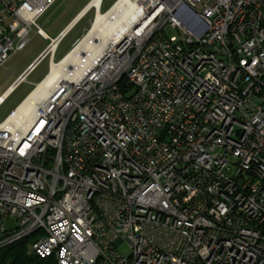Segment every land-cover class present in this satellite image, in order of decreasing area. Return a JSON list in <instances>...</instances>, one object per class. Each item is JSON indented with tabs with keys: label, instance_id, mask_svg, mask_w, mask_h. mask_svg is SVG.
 <instances>
[{
	"label": "built area",
	"instance_id": "2783aa9c",
	"mask_svg": "<svg viewBox=\"0 0 264 264\" xmlns=\"http://www.w3.org/2000/svg\"><path fill=\"white\" fill-rule=\"evenodd\" d=\"M55 2L0 0V67L32 32L47 41L0 96L46 59L0 122V246L32 236L56 264H264V0H129L89 35L98 5L57 61L70 29L37 25Z\"/></svg>",
	"mask_w": 264,
	"mask_h": 264
},
{
	"label": "rangeland",
	"instance_id": "374dc122",
	"mask_svg": "<svg viewBox=\"0 0 264 264\" xmlns=\"http://www.w3.org/2000/svg\"><path fill=\"white\" fill-rule=\"evenodd\" d=\"M114 0H105L102 4V13L108 8L110 3ZM85 0H56L55 4L51 6L49 12H47L40 20H38L39 26L42 28L45 34L49 37H54L62 25L68 21L83 5ZM94 15V11H90L86 18H83L67 35L63 38L58 45V49L54 56V61H57L70 49V45L75 39H77L85 28L88 27L89 19ZM28 44L19 52H16L10 57L9 60L0 68V93L5 90L13 79L19 74L37 54L45 47L47 41L41 39L39 36L31 33ZM47 72V61L42 60L35 69L29 73L26 78V82L20 84L17 89L0 105V122L8 115V113L20 102V99L31 90L33 84L39 82L45 73ZM7 73V74H6ZM7 114V115H6ZM4 221V228L6 230L14 227L15 221L11 218H7ZM120 252L124 255L128 254V250L125 246L120 247Z\"/></svg>",
	"mask_w": 264,
	"mask_h": 264
},
{
	"label": "trees",
	"instance_id": "16d2710c",
	"mask_svg": "<svg viewBox=\"0 0 264 264\" xmlns=\"http://www.w3.org/2000/svg\"><path fill=\"white\" fill-rule=\"evenodd\" d=\"M32 239V236H28L8 245L0 246V264H56L54 259H39L28 252L27 245Z\"/></svg>",
	"mask_w": 264,
	"mask_h": 264
},
{
	"label": "bare ground",
	"instance_id": "6f19581e",
	"mask_svg": "<svg viewBox=\"0 0 264 264\" xmlns=\"http://www.w3.org/2000/svg\"><path fill=\"white\" fill-rule=\"evenodd\" d=\"M128 1L129 0H119L118 2H117V4H115V6L111 9V10H108V11H106V12H104L103 14L102 13H97V17H96V23L93 25V31L92 32H90V34L89 35H92L95 31L97 32V30H100L101 28H102V26H103V24H102V19H101V17L100 16H102V15H105V16H103V18H106V19H113L114 21L115 20H117L118 19V17L116 16H114L120 9H122V7H124V5H128L127 3H128ZM101 3V0H92L91 2H90V6H92V8H95V10H98V5ZM80 15H82V14H80ZM80 15L78 16V17H80ZM77 17V18H78ZM99 17H100V19H99ZM76 19V18H75ZM99 20H100V23H99ZM83 44V43H82ZM84 45H86V44H84ZM87 46V45H86ZM84 49V46L82 45V46H79V47H77V48H75L74 49V51H72V53H69L68 54V56L66 57V58H64V61L62 62V64L65 62V61H67V60H69V59H72V58H74V56L80 51V49ZM62 70H61V65H59V66H57L56 64H53L52 65V68H51V72H49V75L47 76V78L44 80V82L40 85V86H37L38 88H37V90L34 92V93H36V92H39V91H41L45 86H47V85H50L61 73ZM23 106H21V108H22ZM20 110L21 109H19L16 113H20ZM16 113H14V114H16ZM14 114H12V115H14Z\"/></svg>",
	"mask_w": 264,
	"mask_h": 264
},
{
	"label": "crops",
	"instance_id": "0c3cea01",
	"mask_svg": "<svg viewBox=\"0 0 264 264\" xmlns=\"http://www.w3.org/2000/svg\"><path fill=\"white\" fill-rule=\"evenodd\" d=\"M92 0H85V2L83 3V5H81V7L79 8V10L70 18V19H68V21L67 22H65L63 25H62V27L60 28V30H58V32L56 33V35L54 36V37H49L47 34H45L44 33V31L42 30V28L39 26V24H38V22H37V25H38V27L41 29V31L43 32L42 34H44L47 38H49V39H54L55 37H57V35H59V33L60 32H63V31H65L66 29H68L69 27H70V25L75 21V18H77L79 15H80V13L87 7V5L91 2ZM104 1L105 0H101V4H99V6H100V10H101V8H102V4L104 3ZM116 0H114L112 3H114ZM112 3H110L109 5V7L108 8H106V10L107 9H109L111 6H112ZM55 4V3H54ZM53 4V5H54ZM52 5V6H53ZM50 9H51V6H50V8L45 12V14L47 13V12H49L50 11ZM90 11H92V9H90V10H88L83 16H81V18H79L78 19V21H77V23L70 29V30H72L81 20H83V18H86L87 17V15H88V13L90 12ZM102 11V10H101ZM44 14V15H45ZM43 15V16H44ZM42 16V17H43ZM41 17V18H42ZM40 18V19H41ZM39 19V20H40ZM38 21V20H37ZM89 21V24H88V27H89V25H90V21H91V19H89L88 20ZM88 27L87 28H85L84 30H83V32L86 30V29H88ZM69 30V31H70ZM68 31V32H69ZM68 32H66V33H68ZM33 34H34V32H32ZM82 33V32H81ZM67 35V34H66ZM65 35V36H66ZM82 35V34H81ZM38 36V35H37ZM40 37V36H39ZM41 38V37H40ZM42 39V38H41ZM44 40V39H43ZM46 41V40H45ZM47 45V44H46ZM45 48V47H44ZM43 48V49H44ZM43 49L37 54V56L34 58V59H36L37 57H38V55L43 51ZM57 49H58V47H57ZM57 51V50H56ZM10 59V58H9ZM8 59V60H9ZM34 59H32V61L19 73V74H17V76L13 79V81L6 87V88H4L5 90H3L1 93H0V96H2L6 91H8L9 89L8 88H10V87H12V85L14 84V82L17 80V78L19 77V75L21 74V73H23L26 69H27V67L33 62V60ZM7 61V60H6ZM2 67V66H1ZM0 67V68H1ZM36 67V66H35ZM35 69V68H34ZM33 69V70H34ZM32 70V71H33ZM31 71V72H32ZM7 74V73H6ZM18 87V86H17ZM17 87H15V89H13V91L9 94V96L17 89ZM9 96H7L6 98H5V100L4 101H7V98L9 97ZM24 98V97H23ZM21 100V99H20ZM3 101V102H4Z\"/></svg>",
	"mask_w": 264,
	"mask_h": 264
},
{
	"label": "water",
	"instance_id": "95a60500",
	"mask_svg": "<svg viewBox=\"0 0 264 264\" xmlns=\"http://www.w3.org/2000/svg\"><path fill=\"white\" fill-rule=\"evenodd\" d=\"M90 8H92V6H90V3H89L87 5V7L80 13L82 15H80V17H78V18L75 19V21L70 25L69 29H71L77 23L78 19L81 18V16H83Z\"/></svg>",
	"mask_w": 264,
	"mask_h": 264
}]
</instances>
